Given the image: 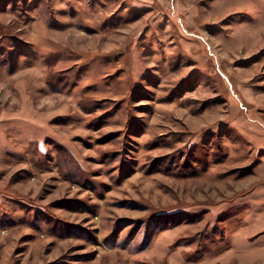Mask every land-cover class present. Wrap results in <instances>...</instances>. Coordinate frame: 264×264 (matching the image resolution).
<instances>
[{"label": "rangeland", "instance_id": "1", "mask_svg": "<svg viewBox=\"0 0 264 264\" xmlns=\"http://www.w3.org/2000/svg\"><path fill=\"white\" fill-rule=\"evenodd\" d=\"M0 264H264V0H0Z\"/></svg>", "mask_w": 264, "mask_h": 264}]
</instances>
